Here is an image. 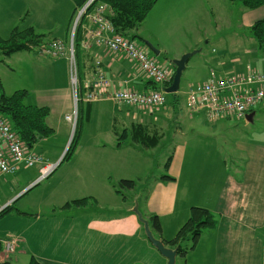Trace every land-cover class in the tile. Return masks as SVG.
Returning a JSON list of instances; mask_svg holds the SVG:
<instances>
[{"label": "rangeland", "instance_id": "obj_1", "mask_svg": "<svg viewBox=\"0 0 264 264\" xmlns=\"http://www.w3.org/2000/svg\"><path fill=\"white\" fill-rule=\"evenodd\" d=\"M231 2L230 0H160L158 5H156L158 6L157 11L153 15L149 13L139 29V36L135 40L136 43L160 64L168 63L171 57L169 53L181 48L193 49L189 53H194L187 62L186 69L183 72L181 88L178 92L182 96L176 108L172 107L174 93H167L166 104L183 118L178 115L176 119L172 120L170 131L165 132L164 139L158 147L156 146V149H148L149 147L145 148L141 144L135 145V147L134 144L136 142L132 139L131 132L128 131L127 135L122 139V151L118 152L116 151V145L109 143L107 135L104 133L103 125H105L106 119L103 117L101 121L97 118L93 119L89 125L83 114L82 122L78 126V134L75 137L72 153L68 158L64 159V152L72 138V133H70V137H66L60 131L68 123L65 119V114H62L61 117L56 116V119H53L61 126L60 128L57 125V133L29 148L31 151L49 155L55 163H58L63 158L61 164L59 163L60 165L51 174L42 178H40V175L36 176L38 167L25 166H22L15 175L0 177V210L2 209L1 205L14 197L11 204L12 208L0 215V237L4 242L12 239L15 241L13 251H9L3 245L2 259H8L16 248L18 251L20 248L17 243L18 240L13 238L15 234L12 233V229L21 231L24 226L14 219V210L21 208L35 214L41 212L44 214L43 218H47V216L52 215L53 209H56L57 215L47 220V222H54V224L59 223L60 220L67 224L71 217L77 218V215H83L78 213L79 209L75 206L65 209H59L58 206L61 203H65V196L79 195L76 194L80 192L78 175L83 163L88 164V169L92 170V174L105 180L104 183L101 182L105 218H109L113 214L119 216L121 213L120 209L114 210L111 208L112 203H116L115 197H113L114 200H111L110 197L105 196L109 194V191L113 192L111 186H115L116 190V186L119 187L121 179H133L136 181V189L132 193L135 198L133 199L129 195L126 207L133 206V212L138 213V217L142 216L139 219L149 221L144 211L145 197L149 192V187L151 189L154 187L155 179H159L167 172L166 164L169 162L178 141V136H175L177 122L182 119L188 120L185 95L181 92L191 84L206 81L205 68L210 62L214 65L224 62V65L221 64L217 67L218 72L216 73L221 76L225 73H235L233 61L236 59L237 61H239L238 59H243L244 62L245 59H249L252 65L258 66L257 60L262 57L260 52L245 55L237 51V53L232 54L229 49H226L229 43L244 40L243 37L242 39L237 37L238 35L236 34L238 32H243L244 30L246 33V28L241 20L240 6L242 5L239 2ZM74 7L73 0H0V34L3 37L10 36L15 28L22 30L35 26L36 32L46 34V39L49 40L55 37L56 39L51 40L63 41L67 53L65 56L56 59L53 57H42L40 54H35L36 52L34 51L29 52L27 50L16 53L11 60L3 59L0 55V81L2 90L7 95L13 94L18 89L25 90L27 92L24 97L26 104L34 102L38 95H49L58 98L68 91L71 92V90L75 95V87H72V61L70 60L73 47L75 53V64L73 66L74 69L75 66L77 67L78 72V101L77 105L75 104L69 113L74 112L77 127L80 113L78 105L83 100L85 101L86 88L84 84L86 80L83 72L85 68L80 62V56L77 55L75 45L71 47V40L74 34L76 36L78 27L81 28L85 22L86 16L84 14L77 24V17L81 8L74 14ZM75 27L76 30L73 32ZM144 41L150 42L159 51L165 48L168 49V52L163 51L155 54ZM217 59H219L220 63L217 62ZM47 60L56 65L48 66V68L43 67L44 62ZM65 64L68 65L67 76L65 75ZM253 110L256 111L253 122H246V120L238 119L237 117L223 118L221 121L211 122L207 117L200 115L198 122L189 126L190 128L186 130L185 141L197 144L198 148L194 146L197 150L189 151L191 158L187 159L184 178L199 180L203 176L204 162L210 158L209 155L211 159H216V162L217 158L222 159L233 170L237 167H242L247 159L243 146L246 144H264V105H258ZM191 127H195V129ZM96 130L102 132L100 136ZM72 131L73 126L70 127V132ZM66 140L67 145L65 148H61L63 141ZM30 185L32 187L21 194ZM198 186L191 185L187 195L178 194L177 198H175V213L163 218V223L167 227L166 236H174L177 227L188 220V218L185 220V214H191L193 206L190 203L194 200L195 194H198ZM118 198L122 200L123 196L119 195ZM68 199L70 200L71 198ZM155 204H157L156 201ZM149 226L153 236L157 237L158 233L152 228L150 221ZM208 230L205 229L203 231L204 234ZM204 238L205 235H202L197 239L195 243H198L196 252L201 251L202 253L207 249ZM54 241L65 244L67 251H72V249L76 251L78 249V240L73 239L70 242L68 241V243L63 238L55 236ZM185 245L188 246L187 241ZM153 248L156 254L161 256L160 251L155 246ZM144 255L148 258L147 254ZM182 261L179 257L176 260V264H183ZM152 262L153 264L157 263V259L154 256Z\"/></svg>", "mask_w": 264, "mask_h": 264}, {"label": "crops", "instance_id": "obj_2", "mask_svg": "<svg viewBox=\"0 0 264 264\" xmlns=\"http://www.w3.org/2000/svg\"><path fill=\"white\" fill-rule=\"evenodd\" d=\"M158 2L151 10V15L157 11L158 6L156 5H158ZM240 10L242 24L246 28V33L243 30V32H238L236 35H238L239 39L243 37L244 40L233 41L226 46V49H229L232 54L237 53V51L245 55L260 52L262 57L257 60L258 66L252 65L249 59H245V62L243 59H238L239 61L236 59L233 61V66L237 73L244 72L247 65L264 72V52H261L257 42L248 32V28L254 22L264 18V5L254 9H249L242 5L240 6ZM32 27L35 28V26ZM36 50L27 51H34L36 52L35 54H40L42 57H52L44 54L42 51ZM191 50L193 49L181 48L173 53H169L171 56L169 62L164 65L171 72L175 71L176 66H174L173 60L181 58L183 54ZM163 51L167 53L168 49H160V53ZM84 52L86 56L81 59L82 65H84L83 61L87 60L93 64V67L89 68H85L84 66L85 80L94 72L96 60L101 58V68L112 80L113 86L116 89L128 87L139 91H149L156 88V85L150 83V79L140 71L136 63L127 58L123 53H115L104 45L96 44ZM15 54H11L6 59L11 60ZM217 62L220 63L219 59H217ZM223 63L214 65L210 62L206 65V81L211 78L212 72H218L217 67ZM52 65L56 64L47 60L44 62L43 67L48 68V66ZM64 67L66 68V75V73L68 74V65L65 64ZM188 88L181 92L185 95L188 120L182 119L177 122L175 136H178V141L169 162L166 164L167 172L159 179H155V185L152 189L149 187L144 207L146 218L150 221V217L154 214L160 217L163 229L161 233L156 231L158 233L156 238L163 240L165 246L175 249L176 246L167 244L166 240L173 239L182 225L177 227L174 236H166L167 227L163 223V218L175 213L174 201L178 194L187 195L191 185H199L198 194H195L194 200L190 204L193 207L198 206L210 210L214 214L216 224L206 227L205 229H209L206 234H204L203 231L205 229H203L200 235H205L206 250L202 253L201 251L196 252L198 243L191 248V241H189L187 246L189 247L188 251L185 254H178L177 258L180 257L183 260V264H262L264 259V144L244 145L243 151L247 155V159L242 167H237L235 170L231 169L222 159L217 158L216 162V159H211L209 155L210 158L204 162L203 176L199 180L184 178L187 159L191 158L189 151H196L198 148L197 144L185 141L186 130L190 128L189 126L197 123L199 117H206L202 111L191 112L189 110L186 96ZM178 92L174 95L172 105L174 108L178 106L182 96ZM27 104L47 106L50 109V115L46 121L54 129L53 134H56V127L60 125L53 119H56V116L61 117L62 114H65L66 119V115L74 107L75 101L71 90V92L68 91L58 98L49 95H38L34 102ZM81 104L82 114L85 115L86 122L89 125L93 119L97 118L99 121L102 120V117L106 119L105 125H103L104 133L107 135L108 142L116 145V151L118 152L122 151L123 146L118 139V134L125 131H130L132 134L131 128L133 125H142L151 134L159 135L158 147L165 137V132L170 131L172 120L176 119L179 115L168 104L161 108L162 110L122 105L108 99L94 102L83 100ZM252 112L255 113L253 116L254 120L256 111L253 110ZM225 119H230V117H225ZM218 121H221V119ZM246 122L250 121L247 119ZM71 126L70 122L65 124L64 129L60 126V131L64 136L70 137V133H72L70 132ZM191 128L195 129V127ZM96 132L99 136L102 133L100 130H96ZM63 142L61 148H65L67 145V140ZM135 142L134 146L141 144L140 142ZM142 146L145 147L144 145ZM194 146H197V148ZM157 147L155 146L153 149ZM45 155L49 160L54 161L49 155ZM88 168V164L83 163L79 171L80 192L76 193L79 195H67L65 196V203L58 205L59 209H65L75 206H65L66 203L75 199L88 197V205L75 206L79 209L78 213L83 214L82 216L77 215V218L71 217V220L67 224H64L63 220L54 224V222H47V220L57 215L56 209H53L52 215L47 216V218H43L44 214L41 212L35 214L21 208L13 211L15 215L14 219L18 223H22L24 227L21 231L12 229V233L15 234L13 238L18 240L17 243L20 248L19 251L16 248L15 252L8 259L16 264H27L33 258L42 264H153L152 258L154 256L157 259L156 264H168L166 257L162 254H160L161 256L156 254L154 246L145 234L143 221L139 219L138 213L133 212L134 207H126L128 196L130 195L133 199L135 198V195H132V193H134L136 186L128 190L123 188L122 193L116 192L115 188L111 186L113 192L108 190L109 194L105 196L110 197L111 200H114L113 197H115L116 203H112L111 208L114 210L120 209L121 213L119 212V216L113 214L111 217L105 218L103 214L104 198L102 196V183L105 180L92 174V170ZM2 176L5 175L0 174V177ZM36 176H39L38 168ZM164 176L171 178H165ZM32 185L24 189L21 194L28 191ZM105 186L109 188L106 184ZM119 195L123 196L122 200H119ZM68 198L71 199L69 200ZM13 199L14 197L1 205L2 209L11 205ZM155 201L157 204H155ZM190 215L189 213L188 215L185 214V220ZM55 236L63 238L66 242H70L73 239L78 240V249L76 251L73 249L72 251H67L65 244L54 241ZM144 254H147L148 258Z\"/></svg>", "mask_w": 264, "mask_h": 264}, {"label": "built area", "instance_id": "obj_3", "mask_svg": "<svg viewBox=\"0 0 264 264\" xmlns=\"http://www.w3.org/2000/svg\"><path fill=\"white\" fill-rule=\"evenodd\" d=\"M89 0L80 11V18L85 14L84 30L85 43L83 49L88 50L96 45H104L115 53H123L136 63L140 71L152 80L158 88L149 91H139L128 87L116 89L112 80L101 68L102 59L95 62V70L85 81L84 99L86 102L108 99L122 105L134 106L143 109L159 110L167 103V93L164 87L171 80V72L164 64H160L151 57L136 41L119 34L108 14L112 12L109 5ZM79 18V20H80ZM79 21L76 23L78 24ZM74 46L73 44L71 47ZM44 54L54 58L65 56L64 42L52 40L41 48ZM71 79L75 91L77 105L78 72L74 69V48L71 49ZM74 76L76 82H73ZM187 105L191 112H204L210 121H217L225 117H237L247 120V115L254 107L264 105V72L258 71L250 65L241 73H231L212 76L205 82L191 84L186 93ZM66 120L74 127L76 118L73 113L66 115ZM49 160L43 153L31 151L21 140L11 121L0 113V174H16L22 166L38 167L40 178L51 174L58 163ZM39 178V180H40ZM9 251H13L14 239L3 241ZM262 264H264V259Z\"/></svg>", "mask_w": 264, "mask_h": 264}, {"label": "trees", "instance_id": "obj_4", "mask_svg": "<svg viewBox=\"0 0 264 264\" xmlns=\"http://www.w3.org/2000/svg\"><path fill=\"white\" fill-rule=\"evenodd\" d=\"M88 1L89 0H73L75 5L74 14L78 11L79 8H82ZM157 1L158 0H95L93 6L97 3L108 4L112 9V12L108 14V17L112 21L115 30L119 34L135 41L136 37L139 36V29L141 28L143 22L146 20ZM230 1L239 2L241 5L249 9H254L264 5V0ZM248 32L257 42L258 48L261 50V52H264V18L254 22L248 28ZM46 38V34L36 32L35 28L32 26L22 30L15 28L11 35L8 37H3L0 34V55L3 57V59H6V57L10 56L11 54L24 50L35 51L37 49L36 51H41V48L50 42V40L45 42L46 40H48ZM83 38L84 30L81 26V28L78 27L75 36V49L77 51V55L80 56V62L81 59L86 56V53L84 52L85 49L81 47L83 46ZM83 63V66H85V68L93 67V64L91 62H88V60L83 61ZM95 67L96 66L94 64V68ZM173 76L171 80L167 83V86L172 83ZM150 83L156 85L152 80H150ZM26 93L27 92L25 90H17L13 94L7 95L3 92L2 83L0 81V113L11 121L13 128L19 134L21 140L29 148H32L41 140L50 137L53 134L54 129L50 127L46 121L47 117L50 115V109L47 106L26 104L24 102V97ZM174 95H176V93H174ZM79 105L78 107L80 109V113L79 119L77 120V127L75 128L74 137L70 144V147L64 155V159L68 158L72 153L73 144H75V137L78 134V126L81 124L83 119L82 104ZM131 131L133 139L137 142H140L145 147L153 148L159 143V135L151 134L148 129L146 128L145 130L142 125H133ZM126 135V131L124 133L118 134V139L120 143H122V139ZM164 177L171 178L169 176ZM135 186V180L121 179L119 181V187L116 186V192L122 193L123 188L131 189ZM88 203L89 198L84 197L72 200L66 203L65 206H86L88 205ZM11 208L12 206L9 205L6 206L3 210L1 209L0 215L7 212ZM150 221L155 231L161 233L163 228L160 217L154 214L150 217ZM215 224L216 222L214 214L210 210H208L207 208L194 206L192 207L190 217L179 229L176 236L171 240H166V243L169 245H175V248H177L178 250V254H185L189 249V247L185 245V242L191 241L190 247H194L203 229H205L206 227L214 226ZM2 251L3 239L0 238V264H16L10 259H2ZM27 264L42 263L33 258Z\"/></svg>", "mask_w": 264, "mask_h": 264}, {"label": "water", "instance_id": "obj_5", "mask_svg": "<svg viewBox=\"0 0 264 264\" xmlns=\"http://www.w3.org/2000/svg\"><path fill=\"white\" fill-rule=\"evenodd\" d=\"M145 44L155 53V54H159L160 51L157 50L150 42L148 41H144ZM194 53H185L182 55L181 58H178V59H174L173 60V63L175 64L176 66V70H175V73H174V76H173V80H172V83L169 85V86H165L163 89L166 93H176L180 90L181 88V81H182V76H183V72L184 70L186 69V65H187V62L189 61L190 57L193 55ZM255 115L254 112H250L248 115H247V119L250 121V122H253V116ZM75 128H76V124L75 126L73 127V134H72V138L71 140L69 141L66 149H65V152H64V155L66 154V152L68 151L69 147H70V144L73 140V135H74V132H75ZM61 161V160H60ZM60 161L58 162V164L60 163ZM142 216L140 215V218ZM144 223V226H145V231H146V234H147V237L149 238V240L151 241V243L160 251V253L166 257L168 259V264H176V260H177V255H178V250L177 248L173 249V248H170V247H167L165 246V243L163 242V240L159 239V238H156L153 236L152 234V231L150 229V226H149V221L147 220H143L141 219Z\"/></svg>", "mask_w": 264, "mask_h": 264}, {"label": "bare ground", "instance_id": "obj_6", "mask_svg": "<svg viewBox=\"0 0 264 264\" xmlns=\"http://www.w3.org/2000/svg\"><path fill=\"white\" fill-rule=\"evenodd\" d=\"M105 5H108V4H106V3H104ZM80 13L82 12V11H79ZM80 13H78V17H77V21H79V18H80ZM75 30H76V27L73 29V32H75ZM72 41V44L73 45H75V34L73 35V39L71 40ZM84 43H85V40H84V38H83V45H84ZM71 44V45H72ZM71 60V59H70ZM73 82H76V77L74 76V78H73ZM76 112V111H75ZM75 133V132H74ZM72 134H73V131H72ZM72 137V136H71ZM73 137H74V135H73ZM54 164H56V163H54ZM44 177V176H43Z\"/></svg>", "mask_w": 264, "mask_h": 264}]
</instances>
